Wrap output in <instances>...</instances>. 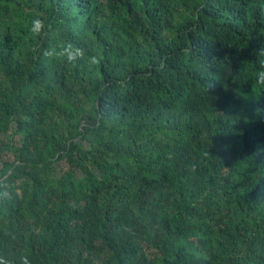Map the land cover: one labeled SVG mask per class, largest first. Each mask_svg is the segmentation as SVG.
Masks as SVG:
<instances>
[{"label": "trees", "instance_id": "16d2710c", "mask_svg": "<svg viewBox=\"0 0 264 264\" xmlns=\"http://www.w3.org/2000/svg\"><path fill=\"white\" fill-rule=\"evenodd\" d=\"M262 61L264 0H0V256L264 264Z\"/></svg>", "mask_w": 264, "mask_h": 264}, {"label": "clouds", "instance_id": "9594fccd", "mask_svg": "<svg viewBox=\"0 0 264 264\" xmlns=\"http://www.w3.org/2000/svg\"><path fill=\"white\" fill-rule=\"evenodd\" d=\"M27 28L33 35H39L45 29V21L41 16L35 15L31 18ZM61 53L66 63H76L85 58V49L71 43L66 44L62 48ZM98 59V56L95 54H91L87 58L88 62L91 64H96ZM262 63H264V61H262ZM257 79L264 82V70L257 74ZM0 264H31V258L28 254L21 253L16 257L14 262H10L6 257L0 256Z\"/></svg>", "mask_w": 264, "mask_h": 264}, {"label": "rangeland", "instance_id": "374dc122", "mask_svg": "<svg viewBox=\"0 0 264 264\" xmlns=\"http://www.w3.org/2000/svg\"><path fill=\"white\" fill-rule=\"evenodd\" d=\"M7 138L3 135H0V146L2 144L3 141H5Z\"/></svg>", "mask_w": 264, "mask_h": 264}]
</instances>
